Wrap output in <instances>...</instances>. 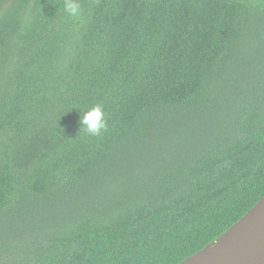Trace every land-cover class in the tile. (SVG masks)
Masks as SVG:
<instances>
[{"label": "trees", "instance_id": "obj_1", "mask_svg": "<svg viewBox=\"0 0 264 264\" xmlns=\"http://www.w3.org/2000/svg\"><path fill=\"white\" fill-rule=\"evenodd\" d=\"M78 3L0 0V264H179L264 197V0Z\"/></svg>", "mask_w": 264, "mask_h": 264}, {"label": "water", "instance_id": "obj_2", "mask_svg": "<svg viewBox=\"0 0 264 264\" xmlns=\"http://www.w3.org/2000/svg\"><path fill=\"white\" fill-rule=\"evenodd\" d=\"M179 264H264V197L221 236Z\"/></svg>", "mask_w": 264, "mask_h": 264}, {"label": "clouds", "instance_id": "obj_3", "mask_svg": "<svg viewBox=\"0 0 264 264\" xmlns=\"http://www.w3.org/2000/svg\"><path fill=\"white\" fill-rule=\"evenodd\" d=\"M65 12L70 19H79L81 8L78 0H65ZM80 131L90 136H100L107 131L104 109L97 104L80 115Z\"/></svg>", "mask_w": 264, "mask_h": 264}]
</instances>
